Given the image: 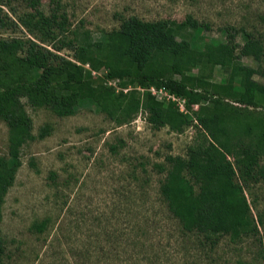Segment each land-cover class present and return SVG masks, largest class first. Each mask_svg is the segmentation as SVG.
Instances as JSON below:
<instances>
[{
    "label": "rangeland",
    "instance_id": "1",
    "mask_svg": "<svg viewBox=\"0 0 264 264\" xmlns=\"http://www.w3.org/2000/svg\"><path fill=\"white\" fill-rule=\"evenodd\" d=\"M39 8L46 14L55 8L65 12L71 29L87 30L94 39L129 16L177 21L191 16L200 23L188 30L196 48L225 41L230 28L238 31L237 42L248 32L264 47V0H41ZM31 10L23 0H0V37H33L18 19ZM7 18L15 26L5 25ZM58 53L70 58L72 51ZM241 61L259 65L252 56ZM260 63L264 67V55ZM221 73L216 66L212 81H220ZM97 76L121 90L105 71L93 72ZM254 78L264 83V76ZM138 90L140 95L150 90L165 104L184 105L163 89ZM21 99L32 133L37 136L44 125L50 131L22 145L21 165L0 205L3 264H264V180L244 187L257 233L236 240L221 235L214 244L184 230L160 196L165 173L154 164L167 154L185 156L197 128L179 133L155 128L145 120L143 107L130 122L118 124L88 99L79 100L67 116ZM252 110L264 115L263 107ZM7 137L8 127L0 120V159L8 156ZM259 164L264 165V155ZM41 220L46 227L36 231L33 224Z\"/></svg>",
    "mask_w": 264,
    "mask_h": 264
},
{
    "label": "trees",
    "instance_id": "2",
    "mask_svg": "<svg viewBox=\"0 0 264 264\" xmlns=\"http://www.w3.org/2000/svg\"><path fill=\"white\" fill-rule=\"evenodd\" d=\"M23 1L32 10L18 19L33 37H0V120L8 127V156L0 159V205L21 165L22 145L50 131L44 125L37 136L32 133L21 98L59 116L73 114L79 100L88 99L118 124L130 122L143 107L145 120L155 128L177 133L197 128L185 156L167 154L164 162L154 164L165 173L159 193L168 211L184 230L201 233L213 244L221 235L236 240L257 233L244 187L264 180L259 164L264 115L252 110L264 108V83L254 78L264 76L260 38L243 32L240 43L238 31L230 28L225 41L196 48L188 30L200 23L191 16L183 21L129 16L94 39L87 30L71 29L65 12L55 8L46 14L39 8L41 0ZM5 25L15 22L7 18ZM63 49L72 51L70 58L58 53ZM243 56L259 65L244 64ZM216 66L223 76L218 82L212 81ZM101 70L107 79H117L121 90L100 76L93 78ZM149 87L183 98L186 111L172 100L165 104L150 90L139 94L138 88ZM33 227L41 232L46 221ZM3 254L0 237V264Z\"/></svg>",
    "mask_w": 264,
    "mask_h": 264
},
{
    "label": "built area",
    "instance_id": "3",
    "mask_svg": "<svg viewBox=\"0 0 264 264\" xmlns=\"http://www.w3.org/2000/svg\"><path fill=\"white\" fill-rule=\"evenodd\" d=\"M171 97H172L173 99H175V100H178V99L180 98V97L178 98L177 96H175V95H173V94H171ZM181 100H182L183 103H184L185 100H184L183 98H181ZM182 106H183V107L180 108V110H182V111L185 112L186 110L184 109V105L182 104Z\"/></svg>",
    "mask_w": 264,
    "mask_h": 264
}]
</instances>
